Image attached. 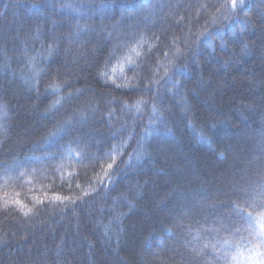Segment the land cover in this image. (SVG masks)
I'll list each match as a JSON object with an SVG mask.
<instances>
[{
	"label": "trees",
	"instance_id": "1",
	"mask_svg": "<svg viewBox=\"0 0 264 264\" xmlns=\"http://www.w3.org/2000/svg\"><path fill=\"white\" fill-rule=\"evenodd\" d=\"M236 4L0 0V264L264 259V0Z\"/></svg>",
	"mask_w": 264,
	"mask_h": 264
},
{
	"label": "snow or ice",
	"instance_id": "2",
	"mask_svg": "<svg viewBox=\"0 0 264 264\" xmlns=\"http://www.w3.org/2000/svg\"><path fill=\"white\" fill-rule=\"evenodd\" d=\"M241 2H242V0H241ZM232 6L234 8L237 6L236 0H232ZM57 103H59V101H57ZM113 160H115V157H113ZM107 167L110 169L112 167V165L109 164ZM105 174H107V169L105 170ZM85 194H87V193H85ZM57 198L59 199V197H57ZM235 207L237 208V210H240L239 205H236ZM249 216H251V214H249ZM259 235H260V243L264 244V226H262ZM225 243H228V241H225ZM205 247H208V245L206 244ZM213 247H215V245H213Z\"/></svg>",
	"mask_w": 264,
	"mask_h": 264
},
{
	"label": "rangeland",
	"instance_id": "3",
	"mask_svg": "<svg viewBox=\"0 0 264 264\" xmlns=\"http://www.w3.org/2000/svg\"><path fill=\"white\" fill-rule=\"evenodd\" d=\"M248 264H264V259L256 256H251L248 259Z\"/></svg>",
	"mask_w": 264,
	"mask_h": 264
}]
</instances>
